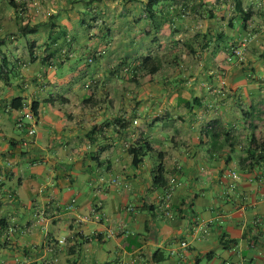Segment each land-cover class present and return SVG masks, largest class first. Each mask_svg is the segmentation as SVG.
Listing matches in <instances>:
<instances>
[{
  "label": "crops",
  "instance_id": "obj_1",
  "mask_svg": "<svg viewBox=\"0 0 264 264\" xmlns=\"http://www.w3.org/2000/svg\"><path fill=\"white\" fill-rule=\"evenodd\" d=\"M262 130L264 0H0V264H264Z\"/></svg>",
  "mask_w": 264,
  "mask_h": 264
},
{
  "label": "trees",
  "instance_id": "obj_2",
  "mask_svg": "<svg viewBox=\"0 0 264 264\" xmlns=\"http://www.w3.org/2000/svg\"><path fill=\"white\" fill-rule=\"evenodd\" d=\"M11 2L14 3V0H11ZM233 54L235 55L237 53L233 51ZM168 57H169L168 55H160V54L155 55V56H148L135 69H132L131 66L126 65L123 71L125 70V72H134L135 77L137 76V78H139L136 80L140 84L151 82L154 78V75L159 72L163 64L169 61ZM20 106H22L21 99H18V98L15 99L13 101V107L17 108ZM31 110L33 111L35 117H37L38 116V103L34 102L31 105ZM120 125H121V128H127L128 123L124 122V123H120ZM25 126H26L25 123H22V125H19V127H22V128ZM211 128L214 129V125ZM130 151L133 152L134 154V160L132 163V167L133 169H137L138 165L142 161V156L138 153V151L134 147L130 148ZM160 155H162V153H160ZM260 161H264V148L262 144L258 143L253 138V140L250 143L248 155L244 159V162H249L251 165H253L252 164L253 162H260ZM155 174H156L154 178L155 185L166 186L168 182L165 178V167L162 164V162L158 164L155 170Z\"/></svg>",
  "mask_w": 264,
  "mask_h": 264
},
{
  "label": "built area",
  "instance_id": "obj_3",
  "mask_svg": "<svg viewBox=\"0 0 264 264\" xmlns=\"http://www.w3.org/2000/svg\"><path fill=\"white\" fill-rule=\"evenodd\" d=\"M248 38L245 39V42H247ZM237 54H240V51L235 49L234 51ZM90 61H92V59H90ZM35 119V115L33 113V111L31 110V108H28L27 110H25V112L23 113L22 118L19 121V125H22V123L25 122V120H34ZM135 123H137V121H135ZM36 132V129L31 125L29 127V134L33 135ZM229 176H232L233 179H238V174L236 172H232L229 174ZM175 179L174 178H170L169 182L166 185V189L164 192V197H163V203H162V209L163 211H165L166 215L168 216H173L172 214V205H171V200L173 197V193L175 190ZM235 186V183H232V187ZM94 214H96V211L93 210ZM86 220H88V217H85ZM12 230V229H11ZM61 242H65V239L60 240ZM181 246L186 248L188 246L187 242H182Z\"/></svg>",
  "mask_w": 264,
  "mask_h": 264
},
{
  "label": "rangeland",
  "instance_id": "obj_4",
  "mask_svg": "<svg viewBox=\"0 0 264 264\" xmlns=\"http://www.w3.org/2000/svg\"><path fill=\"white\" fill-rule=\"evenodd\" d=\"M233 62H235V59L233 60ZM232 62V63H233ZM125 68V66L123 67V69ZM125 71V70H124ZM222 83V82H221ZM224 83V82H223ZM259 137L261 138V139H264V130H262L260 133H259Z\"/></svg>",
  "mask_w": 264,
  "mask_h": 264
}]
</instances>
